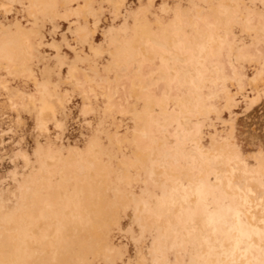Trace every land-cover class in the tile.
Here are the masks:
<instances>
[{
  "label": "rangeland",
  "instance_id": "obj_1",
  "mask_svg": "<svg viewBox=\"0 0 264 264\" xmlns=\"http://www.w3.org/2000/svg\"><path fill=\"white\" fill-rule=\"evenodd\" d=\"M31 1L34 0H0V41L19 34L29 48V57L24 59H0V264H154V259L158 260L157 264H179L176 254L182 258V264H190L193 257L200 258L199 264H205L200 245L209 243L208 232L221 223L227 225V231L212 232L222 238L235 228L245 238L243 248L254 252L247 241L251 233L244 213L258 212L264 222L262 199L251 201L244 196L227 199L220 192L216 195L208 186L197 185L203 193L198 195L192 210L204 215L200 217L201 235L184 241L177 249L162 252L161 247L170 246L173 239L169 235V223L164 228L158 223L159 210L166 213L176 203L173 193L167 194L149 181L147 170L151 164L148 154L152 137L158 142L172 140L185 149L189 145L187 139L201 133L208 136L203 142L205 149L211 150L212 142L235 147L240 162L248 170L261 164L264 93L254 103L249 98L253 99L257 91L264 89V0H235L238 8L228 15L225 23L217 22L210 4L226 0H116L114 5L118 8L113 5L115 0H46L45 7L34 2L33 7ZM142 25L150 28L157 42L168 47L172 45V36L179 40V45L193 42L197 37L200 45L197 51L190 50L189 61L200 66L195 74L200 82L206 76V66L219 64L224 74L232 77L227 84L231 93L239 92L237 78L232 76L235 68L243 78L242 93L246 99L239 97L230 113H222L227 122L214 123V128L207 129L208 120L203 119L187 132L175 118L180 108L177 100L170 99L192 96L193 76L184 72L190 64L188 60L174 63L172 76L167 75L172 82L176 76L183 78L182 86L174 87L169 96L161 93L159 84L138 92L139 80L145 79L146 83L157 70L168 73L165 61L150 62L146 53L153 51L159 55L163 50L144 47L136 41L135 31ZM224 25L230 30L229 35L223 33ZM133 41L138 52L128 53L126 48ZM231 43H237V53ZM193 51L202 53L204 59L200 61V55L194 57ZM142 52L147 55L143 56ZM229 54L233 58L232 66L226 59ZM251 77L255 78V84L249 82ZM45 79H48L46 84ZM43 83V98L52 105L54 115L45 113V125L38 126L36 106L41 104L42 94L38 89ZM130 95L134 98H128ZM107 103L109 107L105 106ZM133 107L140 117H155L158 121L161 120L158 112L165 109L168 117L165 133L158 125L131 118ZM209 118L214 120V115ZM141 131L146 133L145 138L139 135ZM164 150L172 152L168 143L161 149ZM105 152L111 155L110 160ZM48 158L62 164L48 167L45 165ZM88 158L98 173H104L108 188L96 185L84 173L76 175L77 164L86 170L84 161ZM137 175L145 185L136 183ZM120 176L127 185L120 183ZM161 180L164 182V177ZM185 188L187 183L181 186L182 190ZM116 189L134 194L135 202H147L153 222L140 227L134 218L135 202L124 201L113 192ZM143 189L147 194H143ZM176 190L174 187L173 192L177 193ZM186 214L180 208L178 216L185 220ZM90 215L105 223L109 235H103L104 230L93 226ZM25 218L29 222H24ZM5 219L12 225L9 230L1 225ZM40 219L47 228L53 225L58 235L47 260L26 246L30 228ZM194 219L193 216L179 221L184 224ZM260 236L264 237V231ZM44 237V242H48V237ZM154 243L158 244L157 248H153Z\"/></svg>",
  "mask_w": 264,
  "mask_h": 264
},
{
  "label": "bare ground",
  "instance_id": "obj_2",
  "mask_svg": "<svg viewBox=\"0 0 264 264\" xmlns=\"http://www.w3.org/2000/svg\"><path fill=\"white\" fill-rule=\"evenodd\" d=\"M33 2L36 4L40 3L42 7L48 6V2L46 0H34ZM116 2L117 1L115 0L113 5ZM32 3L31 6L34 5V3L33 4ZM114 6L118 8L117 5ZM165 8L163 7V10ZM236 8H238V5L235 0H226L225 2L218 1L210 4V10L216 13L217 22L219 23H225L228 15ZM158 25L161 24L158 23ZM217 26L218 25H216V28H218ZM140 27L141 26H139V28ZM249 29H247V32L249 31ZM78 31H80V29ZM137 31H135L137 37L136 41L141 46L144 47L152 46L154 48H159L163 50V53L159 55H154L153 51H147L146 53H149L148 55L150 62L153 61L157 63L158 61H162V60L165 61L166 64L165 67L167 68V72H168L166 74L165 72H161L157 70L158 72L154 71L153 74L150 76V78L146 81V83H145V79H141V81L139 80L138 92H142L143 90H146L147 89L146 87H152L154 85L159 84L160 87L162 88L161 93L164 96H169L170 92L173 90L174 87L182 86L183 78L182 76H176L175 77L176 81L172 82L170 79L167 78V75L172 76L173 73L171 69L174 66V63L179 61L182 62L183 59L188 60V63H190L189 61V57H190L189 55L191 53L190 50L192 48H195L196 51L198 50V47L200 45L199 39L196 37L193 42L190 40L188 41V43H183L182 45H179V40L176 37L172 36V42H171L172 45L168 47L164 43L157 42L156 37L152 34V31L147 25H142L140 30ZM163 33L164 35H167V31L165 29L163 30ZM223 33H225L226 35L230 34V30L226 28L225 25L223 27ZM80 34L81 32L79 33V35ZM82 34L84 35V32H82ZM134 41L131 43V47L129 49L128 47L126 48V51L128 53L130 52L133 53V51L135 50H136L135 52H138L136 45H133ZM191 42H192V46L190 45ZM210 46L212 47V50H214V46L213 45ZM230 46L231 48L234 49V52L237 53L239 51V47L237 43H231ZM97 49L99 48L97 47ZM196 51H193L194 54L192 52V55L194 57L200 55L199 59L200 61H202L204 59L203 54L197 53ZM146 53L142 52V55L144 56ZM177 53L184 54L185 56L183 55V57L182 56L178 57ZM14 57L16 59L17 58L24 59L25 57H29V48L24 42L21 41V37L19 34L11 35L10 38L0 41V59L11 60ZM139 59L141 58L139 57ZM226 59L229 63V66H232L233 65L232 55L231 54L227 55ZM72 65L74 66V64ZM73 66L71 69H73ZM105 68L108 70V67ZM199 68L200 66L192 65L190 63L188 66H186L184 70L185 73L193 76L192 77L193 82L191 83L193 88L192 96L191 97L182 96L179 99H175V98L170 99V101L177 100L175 102L177 107L180 108V113L179 114L175 113V118L179 119L183 128L187 132H190L194 129L193 125H200L203 119L208 120L209 124L206 126L207 129L209 127L214 128L213 125L214 123H220L221 125L224 124L227 121L223 120L222 113L224 111L230 113V111L232 110L231 108H233L235 104L238 102L239 97L244 100L246 99V96L242 93L243 78L238 75L235 68L232 70V76L233 78L234 77L237 78V82H238L237 84H239L238 86L239 92L236 93H231V90L227 86V84L231 82L232 77H228L227 75H225L224 68L219 66V64L213 65L212 67L206 66L205 68L206 76L203 78L202 82L198 81V79L195 78L196 72L200 70ZM71 69H68L70 70L69 73H71ZM214 73L219 74L220 77L218 78ZM70 75L72 76V74ZM47 80L46 79L44 80L45 84L48 83ZM91 81H92V77H91ZM249 82L251 84H255L256 82L255 78L251 77L249 79ZM45 84L43 83L41 85V88L39 87L38 89L40 91L39 93L42 94L41 104L40 106H36L37 118L35 117V120L37 121L38 126L45 125V118H44L45 113H52L54 115L52 105L48 103L45 98H43L45 94V89H44ZM163 84H165V86ZM163 90H165L166 95L163 92ZM262 93H264V89H261V91H257L253 99L249 98V102L254 103V101L258 100L260 94ZM48 95H50V93ZM108 98L109 97L107 96V99ZM128 98L132 99L134 97L130 95ZM135 99L139 101L138 97H135ZM131 105L134 106L133 103ZM105 106H108V103ZM194 107L196 108V111H194L193 109ZM88 108L86 107L85 110L88 111ZM83 113H85V111ZM210 115H214V120L209 118ZM130 116L131 118L139 122L144 121L145 123L158 125L159 129L165 133V124L168 122V117L165 115V109H160V111L158 112V116L161 119L160 121H158L155 117L149 119L140 117L134 107L130 111ZM231 125H232V121H231ZM228 127L231 128L232 126H228ZM230 130L228 132L229 137L232 134V129ZM139 135L142 138L146 137V133L143 131H141ZM206 138H208V136H205L202 133L197 137L188 138L187 141H189V145L185 149H182V147L175 145L172 140H170L169 142H165L163 139H159V142H161V144H159L157 138L152 137L150 140V151L148 154V158L151 164L147 170L149 181L154 185L163 188L167 194L173 193L176 203L174 206H170L166 211V213H161V210H159V214L161 215V218L159 219L158 223L162 228L166 226V223H169V227H168L169 235L173 239V242L170 246L161 247L162 252L166 253L167 251L169 252L174 249H177V247L180 246L184 241L189 240L193 236L201 235L203 231V221H201L200 217L204 215L200 214L199 211L197 210H192L193 207H195V204L197 203L198 195L203 193L202 190H199L198 188L195 187L196 185L205 186V187L208 186V188L213 189V192L216 195H219L218 192H220L227 199L235 196H244L249 198L251 201H257L259 199H262V204H264V159L262 160L261 164H258L255 168L248 170L245 167V164L240 162V157H238L239 151L237 150V148L212 142L211 150H208L203 147V142H205ZM166 143H168V146L171 148L172 150L171 153L167 150H164L163 152L161 151V149L164 148V145ZM93 150H97V148L93 147ZM105 157L108 160L111 159V155L108 152H105ZM252 158H254L253 155ZM84 162H85L84 164L86 165V170H84L81 164H77L75 170L76 175H81L84 173L88 176V178L93 179L96 185H99L102 188L103 187L108 188L107 184H105L106 178L104 176V173H98L96 171V167L93 164V161L88 158ZM59 164L62 163H60L59 160L57 161L55 158H48L45 161V165L48 167L58 166ZM122 165H125V163L122 162ZM42 174H45V170L42 171ZM161 177H164L165 179L164 182H162ZM134 180L136 181V183L145 185V181L141 180L138 175L134 178ZM119 181L123 185L128 184L127 181L121 176L119 177ZM184 183H187V188L182 190L181 186ZM174 187L177 188L176 190L177 193L173 192ZM142 191L143 194H147L146 189L145 190L143 189ZM113 192H115L116 195H118L122 199H125L124 201L129 200L131 202H135L134 194H132L131 192H127V191L122 192L119 191L118 189L114 190ZM117 199L118 197L116 198V202ZM121 201L122 200H119L118 202ZM134 204H135L134 218L136 222L140 225V227H144L146 223L149 224L150 222H153L154 217L152 216V209L149 207V205H147V202L137 201ZM180 208L182 212L187 213L185 216V220H187L188 218H193V216L195 217V219L191 222L187 221L184 224L180 223L179 219L181 221H185L183 218H180L178 216V213L180 212ZM46 210L49 212V208H46ZM191 213H193V215ZM244 217H245V224L248 226V231L251 233V235L247 237V241L250 242L251 245L253 246L254 252H250V250H245L243 248L242 244L245 238L244 236H240L238 231L235 230V228L232 229L230 232L228 231L229 233L222 235L223 236L222 238H220L214 232H212L215 230L227 231L226 229L227 225L221 223L217 228H213L211 232H208L207 237L209 239V243L208 244L201 243L200 245L201 254L205 260V264H264V237L260 236L261 233L264 231V222L260 219L261 215L258 212L252 210H247L244 213ZM89 221L93 224V226L95 225L96 227L101 228V230H104L103 235L105 236L109 235L107 231L104 229L106 225L101 219L93 215H90ZM24 222L26 223L29 222V219L25 218ZM1 225L4 229L7 230H9L12 226L6 222V219L2 221ZM70 232L71 231H69V233ZM29 233L30 234L26 241L27 248L36 250L37 253L40 254V256L43 257L44 260H47V258L50 256L49 253L51 252L52 247L53 245H55V242L58 238V235L54 231L53 225L47 228L45 227L44 221L40 219L35 227L30 228ZM44 235L48 237V242H44L45 241ZM100 242L101 239L98 237L97 244H100ZM157 245H158L157 243H154L153 248H157ZM228 253H230V255H228ZM175 259L179 264H182V258L180 257V255L176 254ZM153 263L157 264L158 260L154 259ZM199 263H200V258L198 257H193L190 260V264H199Z\"/></svg>",
  "mask_w": 264,
  "mask_h": 264
}]
</instances>
